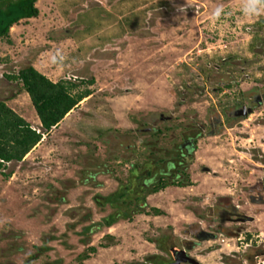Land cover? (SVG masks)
Returning <instances> with one entry per match:
<instances>
[{
	"label": "rangeland",
	"instance_id": "rangeland-1",
	"mask_svg": "<svg viewBox=\"0 0 264 264\" xmlns=\"http://www.w3.org/2000/svg\"><path fill=\"white\" fill-rule=\"evenodd\" d=\"M245 3L39 0L37 17L10 29L0 41V101L33 129L28 96L6 76L31 66L90 95L0 170V264H79L92 244L111 247L93 264H167L195 227L214 233L189 252L198 264H247L264 251V206L247 199L264 184V106L224 116L264 89V9L247 16ZM199 122L206 129L183 161L189 185L173 180L149 194L147 174ZM121 193L126 206L114 204ZM218 198L254 218L238 238L216 233ZM109 216L111 229L102 227Z\"/></svg>",
	"mask_w": 264,
	"mask_h": 264
},
{
	"label": "trees",
	"instance_id": "trees-1",
	"mask_svg": "<svg viewBox=\"0 0 264 264\" xmlns=\"http://www.w3.org/2000/svg\"><path fill=\"white\" fill-rule=\"evenodd\" d=\"M37 1L39 0H0V41L6 40L9 42L10 29L20 21L37 17L38 10L35 7ZM6 79L9 82L19 83L21 90L30 100L40 122V128H38L39 131L33 129L23 118L8 108L4 101H0V170L11 162H21L44 135L57 127L69 112L90 95L88 90L72 95V91L78 87L76 84L70 81L53 83L31 66L19 70L16 75L6 76ZM92 83V80L88 82L89 85ZM185 178L187 179V176ZM174 184L179 185V187L189 185L183 180ZM168 185V183L161 181L151 187L148 193H158ZM125 197L124 193L119 194L114 200V204L120 202L126 206L127 202L123 200ZM110 198H108V204L113 201ZM151 211L156 216L161 215L158 210L153 209ZM109 217L108 220L103 221L102 227L109 228L116 223L111 220V216ZM125 219L129 220L130 217L128 216ZM107 247H109V244L100 245V248ZM88 249L92 254L96 252L94 248ZM159 250L162 251L161 248ZM80 257L87 259L86 256ZM153 257H147L144 263L132 264H153L149 261Z\"/></svg>",
	"mask_w": 264,
	"mask_h": 264
},
{
	"label": "flooded vegetation",
	"instance_id": "flooded-vegetation-1",
	"mask_svg": "<svg viewBox=\"0 0 264 264\" xmlns=\"http://www.w3.org/2000/svg\"><path fill=\"white\" fill-rule=\"evenodd\" d=\"M260 91V92H259ZM258 94H254L251 98H244L246 103H243L239 106L232 107L229 109L228 112L224 113V116L230 117L233 120L241 118L240 115L242 113H247V116L249 115V112H253L254 109L259 108L261 106H264V89L259 90ZM218 124H221L220 120H215L213 123H208L206 125L207 131L206 133H209L211 128H216ZM197 130L190 129L189 131H186V133L181 135V139L179 144L174 149L173 154H170L168 158H165L159 162V164L156 166V172L152 175L150 174L148 178L150 179V187H153L157 184H159L161 181H164L166 183H172L173 180H176L177 182L182 181L185 175V169L184 167V159H187V157L192 156L193 152L195 151V147L197 145V142L199 141V137L203 134L204 129H206L204 123H200L196 125ZM221 127V125H219ZM171 157V158H170ZM174 159V160H173ZM157 163V162H156ZM175 182V183H177ZM258 185V186H257ZM255 187H251L248 189L247 193V199L251 198L252 202L255 203H263L264 202V184L258 183ZM256 206H264V205H256ZM213 213L215 214L216 220H226L228 222L224 223L223 225H216L214 229L216 230V233L218 235L221 234H234L236 231V228H238L237 224L231 223L232 220H234V217L236 219H245L243 215H239L238 211L234 208V205L231 203V201L226 200L224 198H218L216 201L214 207H213ZM212 213V214H213ZM248 216V215H247ZM222 232V233H221ZM246 232V230L244 231ZM186 235L189 236L191 240H186L182 243H179L178 247L173 248L168 253V260L167 264L171 261L175 260L176 258H189L190 256L183 253V250L185 248L193 247L195 244L201 242L200 236H214V233L212 230H203L199 229L197 227L190 229L189 231L185 232ZM216 237V235H215ZM253 255L258 256H264V251L262 249L254 250L252 253ZM251 254V255H252ZM191 258V257H190ZM182 264H187L182 262Z\"/></svg>",
	"mask_w": 264,
	"mask_h": 264
},
{
	"label": "water",
	"instance_id": "water-1",
	"mask_svg": "<svg viewBox=\"0 0 264 264\" xmlns=\"http://www.w3.org/2000/svg\"><path fill=\"white\" fill-rule=\"evenodd\" d=\"M249 114H250V112H249ZM246 116H247V113H242L240 115L241 118H246ZM248 202H250L251 204H254V205H264V202L263 203L252 202L251 198H249ZM234 208L238 211V214L239 215H243L245 217V219L239 220V219H236L234 217V220H232L231 223L237 224L238 228H236V231H235L234 234H230V235L222 234V235H224L227 238H238L246 230L244 225L247 224V223H253L254 222V218L244 214L242 211L239 210L238 206H234ZM226 222H228V221H226V220H216L217 225H220V226L223 225ZM198 239H200L201 242H203V241H208V240L214 239V236H212V235L205 236V237L204 236H200V238H198ZM196 247H197V244H195L193 247L185 248L183 250V253L187 254V253L191 252L193 249H195ZM256 258H260L261 261H264V260H262V257L258 256V255H255L253 258H250V259L246 258L244 260H245V262L247 264H256ZM187 260L188 261L186 262V258H184V259H182V258L177 259L176 258L175 260L171 261L168 264H182V262L187 263V264H198V262H196L193 258H190V257L188 258L187 257Z\"/></svg>",
	"mask_w": 264,
	"mask_h": 264
},
{
	"label": "clouds",
	"instance_id": "clouds-1",
	"mask_svg": "<svg viewBox=\"0 0 264 264\" xmlns=\"http://www.w3.org/2000/svg\"><path fill=\"white\" fill-rule=\"evenodd\" d=\"M261 9H264V0H246L242 10L247 16H255L260 13ZM217 12L222 14L223 9L216 10L214 16L217 15Z\"/></svg>",
	"mask_w": 264,
	"mask_h": 264
},
{
	"label": "crops",
	"instance_id": "crops-1",
	"mask_svg": "<svg viewBox=\"0 0 264 264\" xmlns=\"http://www.w3.org/2000/svg\"><path fill=\"white\" fill-rule=\"evenodd\" d=\"M164 190H166V189H164ZM161 192H163V190L162 191H159L158 193H156V194H159V193H161ZM111 228H113V226L112 227H110V228H108V229H111ZM91 248H94L95 250H96V252L94 253V254H89L88 255V257H87V259H85V261H83L81 264H87V263H89V262H91L92 264L93 263H96V262H98V260H97V258L95 259V258H92L93 257V255L95 256V255H97V253L99 254V250H101V251H105V250H107V249H110L111 247H107V248H98V247H96V246H94L93 244H92V246H90ZM98 256V255H97Z\"/></svg>",
	"mask_w": 264,
	"mask_h": 264
}]
</instances>
